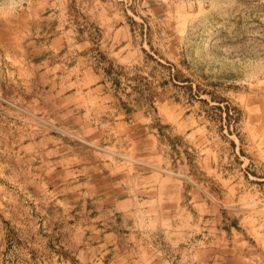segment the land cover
<instances>
[{"label": "crops", "instance_id": "crops-1", "mask_svg": "<svg viewBox=\"0 0 264 264\" xmlns=\"http://www.w3.org/2000/svg\"><path fill=\"white\" fill-rule=\"evenodd\" d=\"M114 4L88 0L81 23L40 4L53 8L40 69L56 109L49 201L67 220L63 264H217L218 249L249 254L245 235L263 248L264 121L243 116L237 137L214 139L181 105L155 99V123L128 79L141 57L126 18L106 17ZM235 157L242 191L223 166Z\"/></svg>", "mask_w": 264, "mask_h": 264}, {"label": "rangeland", "instance_id": "rangeland-1", "mask_svg": "<svg viewBox=\"0 0 264 264\" xmlns=\"http://www.w3.org/2000/svg\"><path fill=\"white\" fill-rule=\"evenodd\" d=\"M108 1L115 9L106 17L126 18L131 29L141 59L128 79L155 123V99L181 105L214 139L237 137L243 116L251 124L264 121V0ZM52 2L66 9L57 19L81 23L86 17L88 0ZM41 3L0 0V264H63L70 258L62 247L69 237L63 232L65 214L49 201L56 194V109L40 53L45 29L53 27V8L44 10ZM215 144L225 155L224 141ZM241 163L238 157L229 166L223 163L237 191L246 176ZM245 237L250 255L233 259L230 251L218 249L217 264H264V246Z\"/></svg>", "mask_w": 264, "mask_h": 264}]
</instances>
